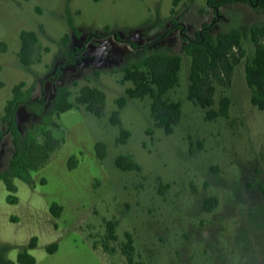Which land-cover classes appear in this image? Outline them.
<instances>
[{
	"label": "rangeland",
	"instance_id": "rangeland-1",
	"mask_svg": "<svg viewBox=\"0 0 264 264\" xmlns=\"http://www.w3.org/2000/svg\"><path fill=\"white\" fill-rule=\"evenodd\" d=\"M172 8L173 0H0V133L20 81L33 96L44 89L50 105L59 85L70 90L71 100L86 83L106 93L101 115L81 104L55 118L51 129L64 144L32 172L34 185L15 178L18 202L7 200L0 179V242L9 244L10 259L28 248L36 264H130L121 251L130 231L136 264H264V108L251 101L246 57L235 65L229 88L217 85L212 107H218L221 93L229 95V116L209 120L206 109L188 97L191 57L182 50L205 23L216 34L264 15L242 1L216 12L206 0H183ZM24 29L39 36L29 69L18 56ZM243 43L253 53L248 35ZM78 47L84 49L77 53ZM161 49L183 57L180 84L167 92L182 103L174 131L154 127L149 96L127 97L120 123H113L116 99L131 84L122 83L121 66ZM70 50L76 61L63 66ZM16 121L25 133L38 117L21 105ZM122 127L131 132L126 142L117 140ZM97 141L106 143L103 158L96 154ZM13 152V134L6 130L0 169L9 166ZM72 154L79 161L70 168ZM121 154L134 157L142 170L119 168ZM210 196L218 203L207 210ZM53 201L63 206L58 217L50 210ZM109 219L119 222L118 240L109 242L113 251L102 244ZM34 235L38 245L31 248ZM52 242L58 248L49 252Z\"/></svg>",
	"mask_w": 264,
	"mask_h": 264
},
{
	"label": "trees",
	"instance_id": "trees-1",
	"mask_svg": "<svg viewBox=\"0 0 264 264\" xmlns=\"http://www.w3.org/2000/svg\"><path fill=\"white\" fill-rule=\"evenodd\" d=\"M182 1L173 0L172 12L176 11L175 7ZM238 1L250 4L257 12L264 15V0H206V4L216 12L220 7ZM177 26L183 29L181 24L178 23ZM211 26L210 23H205L195 32L194 37L185 39L182 46V50L191 57L188 97L206 109L207 119L228 117L232 104V98L229 95L221 93L218 107H212L215 103L217 85L229 88L232 84L235 65L246 57L245 75L251 89V101L259 108H264V19L249 25L220 30L216 34L212 33ZM247 35L254 47L251 54H247L243 43V38ZM183 37L185 38L184 35ZM20 38L21 47L18 56L24 66L29 69L35 62L34 54L39 36L35 30L24 29L20 33ZM131 43L138 47V44ZM83 49L84 47H78L75 51L78 53ZM182 60L180 53L161 49L140 55L136 60L122 65L121 81L122 83L130 81L131 84L125 88L126 94L116 99L119 109L114 111L111 117L112 122L120 123V109L126 105L127 97L149 96L154 127H161L166 133L173 132L175 124L182 115V103L180 100L168 97L167 92L180 84ZM75 61L70 50L66 52L63 66ZM60 73L61 69L58 70V75ZM57 91V98L50 105L44 89L40 96H33L32 89L26 87L25 81H20L13 87L12 97L8 99L5 106L4 121L7 123V128L0 133V138L6 130L13 134L14 152L9 166L0 169V179L4 180L8 189L9 202L19 201L16 195L18 186L15 178L18 177L34 185L32 172L42 168L50 160L53 152L64 144L65 139L56 136L51 129V126L57 123L55 118H59L61 113L81 104L97 115L102 114L106 101L104 90L86 83L80 88L74 100L70 99L71 92L66 86L59 85ZM21 105H25L38 117V122L25 133L16 121V114ZM147 132L153 134V128H147ZM130 135V130L122 127L117 140L126 142ZM95 149L98 157L103 158L106 155L105 142L97 141ZM78 161L77 155L72 154L69 157V167H75ZM116 165L123 170H142L141 164L129 154L117 156ZM42 181L44 182L45 178H42ZM217 203V197L210 196L206 199L204 206L209 210ZM50 210L54 216L58 217L63 211V206L53 201ZM118 223L116 219L105 222L106 232L102 244L107 251H113L109 242L118 240ZM124 235L121 251L130 264H136L133 233L126 231ZM37 245L38 237L34 235L30 239L29 247L33 248ZM9 247V244L0 242V264H36L37 259L28 248L19 251L16 261L10 259L7 256ZM46 248L49 252H54L58 248V243L52 242Z\"/></svg>",
	"mask_w": 264,
	"mask_h": 264
},
{
	"label": "built area",
	"instance_id": "built-area-1",
	"mask_svg": "<svg viewBox=\"0 0 264 264\" xmlns=\"http://www.w3.org/2000/svg\"><path fill=\"white\" fill-rule=\"evenodd\" d=\"M181 34L184 35V33L181 31Z\"/></svg>",
	"mask_w": 264,
	"mask_h": 264
}]
</instances>
